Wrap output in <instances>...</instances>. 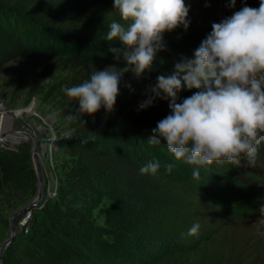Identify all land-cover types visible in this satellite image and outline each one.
I'll list each match as a JSON object with an SVG mask.
<instances>
[{"label":"trees","instance_id":"1","mask_svg":"<svg viewBox=\"0 0 264 264\" xmlns=\"http://www.w3.org/2000/svg\"><path fill=\"white\" fill-rule=\"evenodd\" d=\"M235 5L258 8L259 0H236ZM112 6L113 0H0V68L31 53L57 57L74 79L72 85L52 88L51 94L65 106L70 102L66 89L77 81L110 65L125 66L108 51L120 48V41L105 40L110 23L120 22ZM209 33L165 32V50L157 53L153 65L192 58ZM143 102L125 107L117 96L111 112L101 106L91 116L84 114L85 124L68 118L75 110L69 113L66 123L73 134L57 136L54 142L70 157L63 180L52 197L29 210L25 228L4 248L0 264H264V227L259 226L264 216L255 214L254 228L249 223L241 233L234 223L219 232L226 213L214 207L210 189V181L231 190L228 181L247 188L264 182V142L254 166L241 158L240 166L214 162L197 169L176 161L163 141L149 144L157 122L169 114V102L155 98L141 109ZM148 162H159L160 168L142 175L139 170ZM169 163L171 172L165 167ZM36 180L28 144L13 150L0 147V193L33 192ZM108 193L129 220L124 228L132 240L125 250L107 251L111 239L101 243L88 225L90 204ZM197 223L198 233L188 235Z\"/></svg>","mask_w":264,"mask_h":264},{"label":"clouds","instance_id":"2","mask_svg":"<svg viewBox=\"0 0 264 264\" xmlns=\"http://www.w3.org/2000/svg\"><path fill=\"white\" fill-rule=\"evenodd\" d=\"M235 3L229 0L230 7ZM112 9L120 22L110 23L105 40L120 41V48L108 51L125 66L95 70L89 79L66 89L68 98L78 102L70 120L85 124L81 117L91 116L101 106L111 112L122 75L131 71L139 78L151 71L157 53L166 47L163 34L189 26L185 0H113ZM182 89L195 91L178 102ZM150 92L141 109L161 98L168 100L170 111L157 122L149 144L163 141L176 161L197 169L214 162L240 166L241 158L254 166L264 142V0H259L258 8L245 6L213 23L193 57L175 63L172 74L157 76ZM165 167L171 172L173 164ZM159 168V162H148L139 171L155 174ZM199 175L193 171L194 178ZM259 213L264 216V205ZM199 227L194 224L188 235H196Z\"/></svg>","mask_w":264,"mask_h":264},{"label":"rangeland","instance_id":"3","mask_svg":"<svg viewBox=\"0 0 264 264\" xmlns=\"http://www.w3.org/2000/svg\"><path fill=\"white\" fill-rule=\"evenodd\" d=\"M185 3L189 6L187 30L191 32H211L213 23H219L241 9L236 5L230 7L224 0H185ZM176 29L184 28L180 26ZM59 60L49 54L31 53L0 68V113L5 118L1 125L11 126V131L3 137L4 142L0 143V147L12 149L22 143L28 144L37 174L33 192L22 194L5 189L0 193V247L11 236L12 228L15 233L20 231L21 220L31 210L28 209L30 205L35 207L53 196L70 161L67 154L54 147L57 136L73 134L66 119L78 106V102L72 100L64 106L58 97L51 94L57 84L74 83L72 74L63 69ZM173 70L174 65H153L151 71L144 72L139 78L131 71L125 72L120 79L118 94L122 105L130 107L147 100L157 76H168ZM77 82L76 86L82 83ZM194 91L182 89L178 96L185 98ZM210 182L214 207L226 213L224 219L219 220V232L229 229L233 223L238 233L249 223L254 228L257 219L255 214L258 215L259 208L264 205V182L257 180V186L247 188L228 181L232 190ZM127 221L129 223L127 215L109 193L98 195L88 208L90 230L98 235L101 243L106 239L112 241L111 245H107L111 247L107 251L115 247L117 250H125L131 245L127 242L131 239V233L124 228L126 226L128 229ZM121 224L123 227L120 229ZM259 226L264 227V223ZM122 231L127 233H120Z\"/></svg>","mask_w":264,"mask_h":264},{"label":"water","instance_id":"4","mask_svg":"<svg viewBox=\"0 0 264 264\" xmlns=\"http://www.w3.org/2000/svg\"><path fill=\"white\" fill-rule=\"evenodd\" d=\"M1 121H2V117H1V114H0V125H1ZM3 141L2 139H0V142ZM33 162V160H32ZM34 170H35V173H36V169L35 167L33 166ZM37 175V174H36ZM33 205H30L28 207V209H32ZM27 209V208H26ZM15 235V230L14 228H12V233H11V236L9 238H7V240L2 244V246L0 247V262H1V257H2V254H3V250L4 248L11 242V239L12 237Z\"/></svg>","mask_w":264,"mask_h":264},{"label":"bare ground","instance_id":"5","mask_svg":"<svg viewBox=\"0 0 264 264\" xmlns=\"http://www.w3.org/2000/svg\"><path fill=\"white\" fill-rule=\"evenodd\" d=\"M2 120H4L3 113H0ZM15 115V114H14ZM11 131V126L10 125H0V139L5 137V135ZM16 131V130H15ZM12 134V133H11Z\"/></svg>","mask_w":264,"mask_h":264},{"label":"built area","instance_id":"6","mask_svg":"<svg viewBox=\"0 0 264 264\" xmlns=\"http://www.w3.org/2000/svg\"><path fill=\"white\" fill-rule=\"evenodd\" d=\"M2 140H3V138H1ZM4 142V140L3 141H1L0 143H3ZM14 148H12V150H13ZM29 220V211L24 215V217H23V219L21 220V223H20V230L21 229H23V228H25V226H26V223H27V221Z\"/></svg>","mask_w":264,"mask_h":264}]
</instances>
